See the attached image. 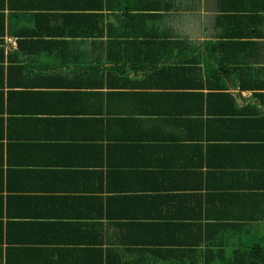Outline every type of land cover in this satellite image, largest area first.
Returning <instances> with one entry per match:
<instances>
[{"label":"crops","instance_id":"0c3cea01","mask_svg":"<svg viewBox=\"0 0 264 264\" xmlns=\"http://www.w3.org/2000/svg\"><path fill=\"white\" fill-rule=\"evenodd\" d=\"M0 12V264H264V0Z\"/></svg>","mask_w":264,"mask_h":264},{"label":"trees","instance_id":"16d2710c","mask_svg":"<svg viewBox=\"0 0 264 264\" xmlns=\"http://www.w3.org/2000/svg\"><path fill=\"white\" fill-rule=\"evenodd\" d=\"M17 7H22L21 5H17ZM11 8L12 9H14V6L11 4ZM101 10H103V9H101ZM40 17H42V19H44L45 18V16L46 15H44V14H38ZM102 15V14H101ZM100 17V16H99ZM4 20H5V15H4V12H0V26L1 27H3V24H4ZM98 21L99 20H97V27L99 26L98 25ZM101 29H98L96 32H99ZM90 35H91V33H90ZM25 43L24 42H22L21 43V48H25ZM127 46H128V49H133L134 48V46L132 45V44H127ZM111 58H112V55H111ZM227 64H221L220 63V66H222V69L223 70H226V68H230V67H227L226 66ZM263 87V86H262ZM242 89H245V90H251V89H259V87H257V86H250V87H248V86H243L242 85V87H241ZM214 93H209L208 95H207V97H208V100H209V98H211V96L213 95ZM223 96H227L228 94H226V93H224V92H222L221 93ZM257 96H259V95H257ZM261 96H263V95H261ZM203 98H205L204 97V95H203ZM233 100V99H232ZM209 101H211V99L209 100ZM209 101H207V102H209ZM234 101V100H233ZM262 191V192H261ZM248 196L250 197V198H255V197H258V198H260V199H264V191L263 190H253V191H250L249 193H248ZM97 200L99 199V200H103V198H101V197H98V196H96L95 197ZM261 207H263V210H264V203H263V205H258V206H255V209L253 210V213H251L250 212V214L251 215H257V213L258 212H260V208ZM215 218H216V221H214V222H212V223H208L207 224V228L208 229H216L217 231H215V233L216 234H218V233H224L225 231H226V229H227V227H229V226H231V229H233V228H237L238 226H241V225H243V224H238V223H230V222H228L227 223V221H226V223L225 222H223V221H221V219L222 218H219V217H217V216H215ZM264 238H256L255 239V244H254V246H256L257 248H260V247H264V240H263ZM263 244V245H262ZM262 254H264V253H262Z\"/></svg>","mask_w":264,"mask_h":264}]
</instances>
